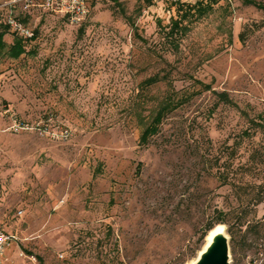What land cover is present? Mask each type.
Segmentation results:
<instances>
[{"label": "rangeland", "instance_id": "obj_1", "mask_svg": "<svg viewBox=\"0 0 264 264\" xmlns=\"http://www.w3.org/2000/svg\"><path fill=\"white\" fill-rule=\"evenodd\" d=\"M176 1L88 0L78 26L12 10L37 33L34 56L0 52V232L17 238L1 264H188L216 207L237 209L222 224L231 264H264V203L240 186L264 184V165L228 167L234 143L236 163L264 144V0H220L226 10L192 24L178 50L159 35ZM172 87L188 101L140 144L139 117ZM61 129L66 139L47 133Z\"/></svg>", "mask_w": 264, "mask_h": 264}, {"label": "trees", "instance_id": "obj_2", "mask_svg": "<svg viewBox=\"0 0 264 264\" xmlns=\"http://www.w3.org/2000/svg\"><path fill=\"white\" fill-rule=\"evenodd\" d=\"M112 1L118 4L117 0H112ZM171 8L173 10V14L170 15L169 22L166 25H162L160 27L159 35L163 44L168 45L171 48H174L175 50H178L179 45L189 33L192 24L198 22L199 20L210 17L218 9H220L221 11L226 10L225 5L220 4V0H194V1L177 0L176 2H173L171 4ZM259 8L264 9V4H262ZM158 23L159 25L161 24L160 21H158ZM8 29H9L8 25L6 24L0 25V52L5 47H8V55L11 58L16 59L25 54L34 56L35 52L32 51L31 49L28 50V47L30 46V44L34 42L37 32L34 31L33 37L29 39H24L16 35L17 37L14 39L13 43L11 45H6V43L3 41V36L4 34H6V31ZM156 82H158V77L155 76L143 80L139 84L140 86L138 87L139 91L137 96L139 98L144 97V91L147 90L152 85H154ZM203 86L206 91L210 90V87L208 85H203ZM219 97H221L220 99L221 102H224L225 104H228L231 107H237V105L231 99L228 98L226 93H220ZM188 99L189 98L187 92L185 93L178 92L175 91L172 87L170 91L166 94V96L163 98V100L160 101L154 109L152 108L149 111L148 115H146L145 117L144 116L139 117L140 119H142L141 120L142 130H141L139 143L140 144L146 143L150 137L156 135L160 129V125L164 120V118L169 113L176 110L184 102H187ZM244 137H250V135L247 132H245ZM240 142L237 144L234 143L232 147H230L232 150V153H230L228 160V162H230V164L228 165L230 169L236 167L235 170L245 173L246 171L251 170L250 167H254L253 169L255 170L256 166L264 165V144H260L258 147H252L244 163H240V161L236 163L235 162L237 157L236 154L238 148L240 147ZM227 163L220 166H226ZM218 176L222 180L223 184L230 185L235 190H238L240 186H243L246 189V191L250 189L253 194L252 200L255 206L264 203L263 183H259L255 185V184H250L249 182H245L243 185L237 187V185H235L236 183L234 181H231V179L228 177L229 175H227L224 170L218 173ZM240 208L242 207H239L238 209ZM243 209H241L240 211L242 212ZM236 211L237 209H232V211L226 212L223 209L217 207L214 208L212 211V215L206 221L205 225L203 226V228L199 233V237L196 240L197 245L195 251H198L200 247L204 244L205 237L210 230L215 228L217 225L226 224V222H228L227 219L228 216ZM245 216L246 215L243 216L241 215L240 218H237L238 226L239 228L245 226L246 230H249L251 226L249 223H247V221H245ZM229 232L231 233V231ZM233 240L234 238L231 237V253L234 252Z\"/></svg>", "mask_w": 264, "mask_h": 264}, {"label": "built area", "instance_id": "obj_3", "mask_svg": "<svg viewBox=\"0 0 264 264\" xmlns=\"http://www.w3.org/2000/svg\"><path fill=\"white\" fill-rule=\"evenodd\" d=\"M231 2L232 0H227ZM20 7L25 12L39 9L45 14L62 17L69 25L78 26L82 24L89 14L88 0H7L0 5V8H6L9 15L6 17V25L18 36L29 39L33 37L31 31L22 21L12 16V10ZM21 127H18L19 129ZM45 132L46 130L43 129ZM50 138L66 139L69 134L66 129L59 132H47ZM17 238L8 233L0 232V255L3 249Z\"/></svg>", "mask_w": 264, "mask_h": 264}, {"label": "water", "instance_id": "obj_4", "mask_svg": "<svg viewBox=\"0 0 264 264\" xmlns=\"http://www.w3.org/2000/svg\"><path fill=\"white\" fill-rule=\"evenodd\" d=\"M188 264H231L230 238L224 225L206 235L196 257Z\"/></svg>", "mask_w": 264, "mask_h": 264}, {"label": "bare ground", "instance_id": "obj_5", "mask_svg": "<svg viewBox=\"0 0 264 264\" xmlns=\"http://www.w3.org/2000/svg\"><path fill=\"white\" fill-rule=\"evenodd\" d=\"M217 229H218V225H217L215 228H213L212 230H210L209 232L212 233V232H214V231L217 230ZM209 232H208V233H209Z\"/></svg>", "mask_w": 264, "mask_h": 264}, {"label": "crops", "instance_id": "obj_6", "mask_svg": "<svg viewBox=\"0 0 264 264\" xmlns=\"http://www.w3.org/2000/svg\"><path fill=\"white\" fill-rule=\"evenodd\" d=\"M12 243H15V242H12ZM3 251H4V249H3ZM3 251H2V253H1V255L3 254ZM1 264V263H0Z\"/></svg>", "mask_w": 264, "mask_h": 264}]
</instances>
